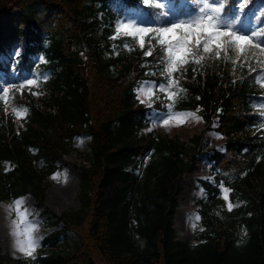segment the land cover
Wrapping results in <instances>:
<instances>
[{"label": "trees", "instance_id": "trees-1", "mask_svg": "<svg viewBox=\"0 0 264 264\" xmlns=\"http://www.w3.org/2000/svg\"><path fill=\"white\" fill-rule=\"evenodd\" d=\"M137 1L0 0V50L7 27L24 38L19 55L0 60V201L29 194L43 208L46 225L60 226L31 257L0 250V264H264V86L256 80L264 72V0H209L204 13L199 0H164L163 7ZM213 7L221 9L214 13L221 31L259 13L253 44L260 47L238 53L235 45L212 44L204 52L205 36L197 45L193 35L188 47L197 56L189 54L169 77V45L158 43L159 33L144 35L143 48L134 36L111 37L127 8L136 10L141 28L158 29L196 27ZM25 73L36 83L27 85ZM142 80L159 88L157 110L199 108L207 125L217 118L216 130L225 137L223 150H211L210 165L238 203L229 210L217 206L218 189L204 183L208 196L199 201L203 228L196 245L177 239L171 224L194 157L186 161L185 147L173 139L139 133L148 110L134 93ZM13 109H23L21 124ZM83 133L90 151L79 169L78 207L56 214L46 206L45 180ZM202 138H192L195 150ZM68 231L71 244L62 240ZM135 236L144 240L142 249Z\"/></svg>", "mask_w": 264, "mask_h": 264}, {"label": "rangeland", "instance_id": "rangeland-1", "mask_svg": "<svg viewBox=\"0 0 264 264\" xmlns=\"http://www.w3.org/2000/svg\"><path fill=\"white\" fill-rule=\"evenodd\" d=\"M214 3L217 0H212ZM148 2H155L161 4L163 0H148ZM184 4V1H181ZM140 4H145L144 0H140ZM162 5V4H161ZM13 14L18 15L20 10L13 8ZM211 16V23L215 27L217 25L216 16L207 12L204 20ZM259 13L249 14L245 17L242 26L236 28L234 31L239 35H249L252 42L258 36L257 25ZM9 18L4 16L2 22L7 24ZM208 22V20H207ZM206 22V23H207ZM141 21L134 8L125 9L121 14V19L114 35L118 36L122 33L132 35L137 33ZM12 25L19 26V22H12ZM127 25L125 28L124 26ZM257 33L255 36L252 33ZM4 36L1 39L2 49L0 50V60H9L19 55L24 46V38L18 37L13 33L11 27H7ZM26 79H32L30 74L25 73ZM136 96L141 104L149 107L148 110V123L146 128L142 131L148 132L152 130L159 138L173 139L182 143L185 147L184 158L187 161L191 154L194 155V171L185 173L180 183V193L177 195L178 205L183 204L187 206L181 209L178 214L179 220L183 223V227H178L176 221V209L171 221L172 228L175 232L176 238L187 242L189 245H196L201 241L202 222L200 217L199 200L205 199L208 191L204 183H210L218 189V195L215 197L218 200V205L229 210L228 205L231 204L232 208L237 205L238 200L231 198V191L224 192L226 188L222 183L218 182L215 178V172L209 160V154L212 148L219 150L223 149L224 136L217 133L214 122L209 128L204 129V123L200 117L198 110L181 111L170 114L157 111L153 106L157 100L155 87L151 81H141L135 90ZM179 114V115H178ZM25 113L23 111L16 113V121L21 124ZM168 120L167 124L163 121ZM203 133L199 151H195V146L191 142L193 136ZM90 139L86 134L76 135L73 138V149L62 156L57 161L59 169L52 173L46 179V206L54 211L56 214L71 210L78 207V178L79 169L81 165L88 164L87 155L89 153ZM11 168L7 164L6 169ZM187 186H185V185ZM227 196V199H225ZM19 202V203H17ZM177 205V207H178ZM43 208H37L33 197L28 194L19 196L15 200L1 201L0 202V250L2 253L13 255L11 252H22L18 250V242L22 243L26 249L31 250V255L22 254L16 257H31L36 254L41 247V240L44 236L50 234L54 229L60 227H48L41 215ZM132 224H136V220H132ZM64 239L70 244L73 242L71 232H67ZM65 241V242H66ZM30 242H34V250L30 249ZM135 243L140 249L144 246V240L139 236H135ZM47 250V249H46ZM15 256V255H13Z\"/></svg>", "mask_w": 264, "mask_h": 264}, {"label": "snow or ice", "instance_id": "snow-or-ice-1", "mask_svg": "<svg viewBox=\"0 0 264 264\" xmlns=\"http://www.w3.org/2000/svg\"><path fill=\"white\" fill-rule=\"evenodd\" d=\"M145 3H148V0H144ZM203 3L205 7L200 8V12L204 13L205 8H209L208 0H203ZM211 11L213 13H219L221 9L219 7H213L211 8ZM208 22L207 23H197L196 27H192L189 24L185 23H173L170 27H162L158 29H150V28H139L137 29V33L140 34L139 44L140 47H144V35H146L149 32L155 31L160 34V39L158 40V43L161 45L167 43L169 47L166 49L168 59L165 61V67L164 72L171 77V74L173 72H177L179 70V67L183 66L184 64L188 63V60L186 59L189 54H191L193 57L197 56V52L193 51L190 47H188V42L191 39L193 35L196 37V44L199 45L201 43L200 37L201 34L205 36L204 41V52L211 51L210 45L214 44L216 49H221L225 47V44H228V46L235 45V50L240 53L244 52L245 48L247 46H251L253 48L260 47V44H253L252 39L249 35H239L235 31H221L218 28H215L212 23V17H207ZM125 28L127 25L124 26ZM183 29L184 35L183 37L177 36V31ZM257 33L253 32L252 35L255 36ZM223 37H229V42L222 43ZM261 52H264V48H260ZM219 51H217L216 55L219 56ZM151 55V49L148 52H145V56ZM225 58L227 59V53H225ZM202 59V57H201ZM196 63H200V59H197L195 61ZM258 83H261L262 86H264V72H262L260 75L256 78ZM36 83L33 79L26 80L27 85H33ZM172 81L170 80V84ZM23 87V85H21ZM161 90H163L164 85L162 84ZM3 93L7 94L9 92L8 87H4L2 89ZM13 111H17L16 109H13ZM20 111H23L21 109ZM17 115H19V112L17 111ZM179 115V114H178ZM169 121L164 120L163 123L167 124ZM264 127V125H262ZM229 190L227 188L224 189V192L227 193ZM225 199H227V196H225ZM19 203V202H17ZM229 209L232 208V205H228ZM30 249L34 250V242H30ZM18 250L24 252L26 255H31V250L26 249L22 243L18 242Z\"/></svg>", "mask_w": 264, "mask_h": 264}, {"label": "bare ground", "instance_id": "bare-ground-1", "mask_svg": "<svg viewBox=\"0 0 264 264\" xmlns=\"http://www.w3.org/2000/svg\"><path fill=\"white\" fill-rule=\"evenodd\" d=\"M185 185V184H184ZM186 186V185H185ZM187 187V186H186ZM47 199H48V196H47ZM185 208H187V206H183V204L181 203V204H179L178 205V207H177V209H176V221L179 223L178 224V227H183V223L179 220V218H178V214H179V211H181V209H185ZM33 251V250H32ZM13 255H15V256H22V254H25L24 252H11Z\"/></svg>", "mask_w": 264, "mask_h": 264}]
</instances>
